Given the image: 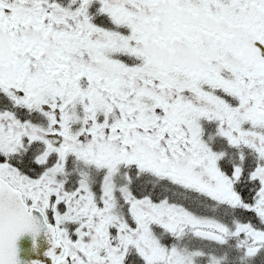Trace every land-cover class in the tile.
<instances>
[{
    "label": "snow or ice",
    "instance_id": "1",
    "mask_svg": "<svg viewBox=\"0 0 264 264\" xmlns=\"http://www.w3.org/2000/svg\"><path fill=\"white\" fill-rule=\"evenodd\" d=\"M41 234L264 264V0H0V264Z\"/></svg>",
    "mask_w": 264,
    "mask_h": 264
},
{
    "label": "water",
    "instance_id": "2",
    "mask_svg": "<svg viewBox=\"0 0 264 264\" xmlns=\"http://www.w3.org/2000/svg\"><path fill=\"white\" fill-rule=\"evenodd\" d=\"M17 247L20 264H32L33 261H37L39 264H50L49 259L45 256L50 245L44 234H41L36 239L35 246L33 245L32 238L25 235L20 238Z\"/></svg>",
    "mask_w": 264,
    "mask_h": 264
}]
</instances>
